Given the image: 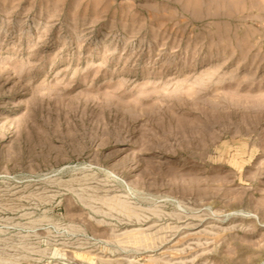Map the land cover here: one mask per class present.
I'll return each instance as SVG.
<instances>
[{
  "label": "rangeland",
  "instance_id": "rangeland-1",
  "mask_svg": "<svg viewBox=\"0 0 264 264\" xmlns=\"http://www.w3.org/2000/svg\"><path fill=\"white\" fill-rule=\"evenodd\" d=\"M264 260V0H0V264Z\"/></svg>",
  "mask_w": 264,
  "mask_h": 264
},
{
  "label": "bare ground",
  "instance_id": "bare-ground-1",
  "mask_svg": "<svg viewBox=\"0 0 264 264\" xmlns=\"http://www.w3.org/2000/svg\"><path fill=\"white\" fill-rule=\"evenodd\" d=\"M259 264H264V260H263V261H261Z\"/></svg>",
  "mask_w": 264,
  "mask_h": 264
}]
</instances>
